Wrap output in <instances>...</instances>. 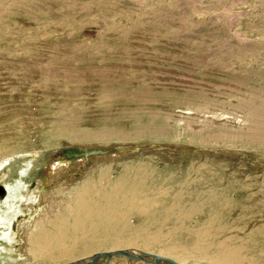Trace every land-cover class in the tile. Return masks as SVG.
Listing matches in <instances>:
<instances>
[{
	"label": "rangeland",
	"instance_id": "1",
	"mask_svg": "<svg viewBox=\"0 0 264 264\" xmlns=\"http://www.w3.org/2000/svg\"><path fill=\"white\" fill-rule=\"evenodd\" d=\"M13 154L0 214L39 179L66 215L58 199L119 182L148 204L79 235L84 259L37 264H102L115 245L264 264V0H0V159Z\"/></svg>",
	"mask_w": 264,
	"mask_h": 264
},
{
	"label": "bare ground",
	"instance_id": "2",
	"mask_svg": "<svg viewBox=\"0 0 264 264\" xmlns=\"http://www.w3.org/2000/svg\"><path fill=\"white\" fill-rule=\"evenodd\" d=\"M34 152L19 153L20 155L16 156V158L22 157L21 160H24L32 157ZM14 155L5 156L0 159L1 187H3V192L6 195L10 193V189L15 192L19 191V180L21 177L15 178L14 186L9 189L8 185L11 175L2 172L3 165ZM61 158L55 157L51 159L46 167L45 175L49 176V173L62 167L63 161ZM23 168L25 167L23 166ZM21 171L23 172V170ZM40 180L34 182L35 186L33 188L31 186L30 188L26 187L25 193L19 195L17 199L19 203L15 206L16 209L12 213L0 214V264H37L36 258L38 256H49L52 258L51 262H58L62 259L69 260L75 257L76 260H80V257L83 258V256H79L82 254H76L77 248L75 247L76 244H74L80 239L79 235H81V238L92 235V231L98 226L112 229L131 210L143 209L145 212L148 208L145 199H140L137 193L127 190L125 184L119 182L107 190H93L88 187L77 189L64 203L61 199H58L57 202L66 206V215L65 211L63 212L59 209L55 201H46L47 204H43L39 200L41 198L45 199V196L40 191L44 190L46 192L45 185L40 183ZM44 180L46 183V179ZM12 196L15 197V195ZM35 201L37 202V208L32 209ZM95 219L96 223L92 221ZM68 220H72V223H69ZM86 221L92 222L87 224ZM65 240L68 242L66 243ZM116 240H121V238ZM63 245L67 246L64 247ZM93 246L94 243L92 242L85 244V247ZM49 250H51L50 253H48ZM220 251L225 255L230 254L226 250ZM95 253L97 256L94 257H103L104 261H102V264L112 263V258L115 256H123L125 258L123 259L129 261V264L135 263V261H138V263L139 261H148V264H173L169 262L171 260L179 264H195L172 255L170 256L173 258L169 255H159L154 252L151 253V251L135 247H125L123 245H115L109 250L95 251ZM169 253L178 252L169 249ZM155 255L171 260L166 261L163 258L153 260ZM91 258L93 259V257ZM209 261L214 262L212 260ZM49 262L48 260L45 264ZM82 262L79 264H90L92 261L88 259L84 263ZM222 262V260H219L214 263ZM95 263L92 262V264ZM71 264L78 263L77 261L76 263L73 261Z\"/></svg>",
	"mask_w": 264,
	"mask_h": 264
},
{
	"label": "water",
	"instance_id": "3",
	"mask_svg": "<svg viewBox=\"0 0 264 264\" xmlns=\"http://www.w3.org/2000/svg\"><path fill=\"white\" fill-rule=\"evenodd\" d=\"M3 192V187H1L0 186V193H2ZM159 258H163V259H165L166 261H169V260H171V259H169V258H166V257H163V256H159V255H155L154 257H153V260H157V259H159ZM153 262V261H152ZM169 262H172L173 264H179V263H177V262H175V261H173V260H171V261H169ZM154 263V262H153Z\"/></svg>",
	"mask_w": 264,
	"mask_h": 264
}]
</instances>
